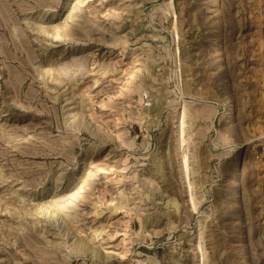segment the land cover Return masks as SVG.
<instances>
[{
  "label": "rangeland",
  "instance_id": "obj_1",
  "mask_svg": "<svg viewBox=\"0 0 264 264\" xmlns=\"http://www.w3.org/2000/svg\"><path fill=\"white\" fill-rule=\"evenodd\" d=\"M0 264H264V0H0Z\"/></svg>",
  "mask_w": 264,
  "mask_h": 264
},
{
  "label": "bare ground",
  "instance_id": "obj_2",
  "mask_svg": "<svg viewBox=\"0 0 264 264\" xmlns=\"http://www.w3.org/2000/svg\"><path fill=\"white\" fill-rule=\"evenodd\" d=\"M182 127L184 128V123H182ZM183 130V129H182ZM181 130V131H182ZM183 132V134H184V131H182ZM182 135V134H181ZM183 136V135H182ZM183 138V137H182ZM183 163L185 164V168H186V172H188L189 171V169H188V160H187V158H185V160L183 161Z\"/></svg>",
  "mask_w": 264,
  "mask_h": 264
}]
</instances>
